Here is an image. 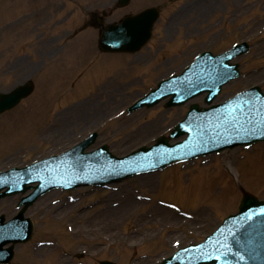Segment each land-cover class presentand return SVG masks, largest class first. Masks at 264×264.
Here are the masks:
<instances>
[{"label": "rangeland", "instance_id": "374dc122", "mask_svg": "<svg viewBox=\"0 0 264 264\" xmlns=\"http://www.w3.org/2000/svg\"><path fill=\"white\" fill-rule=\"evenodd\" d=\"M49 1L0 0V91L28 79L35 83L31 96L0 115V170L61 153L93 132L96 139L86 151L107 144L118 156L149 146L160 135L168 136L191 103L206 105L205 93L178 106L165 107L162 101L131 113L126 108L159 79L179 73L202 50L221 52L242 40L251 44L235 60L241 74L223 87L214 102L253 85L264 90V0H216L212 8L194 11L187 8L193 0H133L118 13L156 5L161 7V20L152 39L132 57L102 54L97 29L80 32L89 8L65 4L56 13L61 0ZM82 1L93 8L102 0L93 6L94 0ZM180 11L183 14L174 21ZM23 13L31 14L27 21L20 17ZM62 16V20L68 17L66 25L49 28ZM67 31L77 35L69 40ZM60 44H66L65 49ZM105 106L108 111L97 116V124L86 128L77 124L84 109ZM117 111L123 113L112 119ZM156 118L158 131L149 137L141 134ZM67 123L73 136L55 140L57 129ZM240 186L264 200V142L104 186L51 189L26 211L34 230L21 264H99L101 260L159 264L177 247L202 240L223 217L236 212ZM20 196L1 199L0 215L13 216ZM44 196L48 203L42 201ZM169 202L178 209L165 205ZM122 203L124 210L113 211ZM106 216L112 217L106 220Z\"/></svg>", "mask_w": 264, "mask_h": 264}, {"label": "water", "instance_id": "95a60500", "mask_svg": "<svg viewBox=\"0 0 264 264\" xmlns=\"http://www.w3.org/2000/svg\"><path fill=\"white\" fill-rule=\"evenodd\" d=\"M139 19V17H138ZM125 32V33H124ZM130 32V33H129ZM134 29H131L130 31H127L125 28L121 27H114L110 26L107 30L104 31L102 35L103 43L102 47L109 49V50H130L133 51L135 48H139L142 43L138 42L135 47H132L130 44H128V41L126 38H129L131 34H133ZM148 34L144 37L147 38ZM18 92L16 94L15 91L13 94L9 95L10 97L5 98L2 101V106L0 109L7 108L15 103V101L23 95L22 90H17ZM162 87H159V89L155 90L154 92L150 93L148 96L149 99H151V103L157 101L159 98L167 95L168 93H172V102H178V97L175 95L178 94V91H169V92H163ZM170 101V102H171ZM255 140V138L253 139ZM167 142L166 140H164ZM231 145V144H230ZM27 170H21L20 173H23V176H20V173L15 176V179H19V184H13L12 179H7V181H0V189L3 187H8L7 191L3 193L9 194V193H15L19 190H23L26 187V184L32 180H40V185L37 187V190L34 192V194L31 195L30 198L39 195L41 192L45 191L47 188L51 187L54 183L50 182L46 185L44 179L42 177H33V179H29V173L26 172ZM14 178V177H13ZM56 182V181H54ZM264 204L262 201L258 200L256 197L244 193V197L242 199V202L240 204V212L239 215H244V219H247L249 216H247L249 211L254 210L253 214L250 215V217L257 216L258 221L256 224L250 223L249 227L250 229L247 231L248 233V239L245 240L246 245V254L249 257V259L254 261L255 263H262L264 262ZM262 207L260 210H256ZM256 210V211H255ZM256 218V219H257ZM248 222H246L247 224ZM188 256V255H187ZM187 259H184L183 262H187ZM209 260H200L197 261L194 264H205ZM211 262V261H210ZM213 264H220L216 257H212Z\"/></svg>", "mask_w": 264, "mask_h": 264}, {"label": "bare ground", "instance_id": "6f19581e", "mask_svg": "<svg viewBox=\"0 0 264 264\" xmlns=\"http://www.w3.org/2000/svg\"><path fill=\"white\" fill-rule=\"evenodd\" d=\"M108 108L109 107L105 106V107H95V108L84 109L81 113L83 115V119L81 121H79L77 124L80 125L83 123L82 124L83 128L97 124L99 122V119L97 118V116L101 113H106L108 111ZM115 115H118V111L116 112ZM115 117H113L112 119H114ZM159 119H160V117H159ZM159 119L156 118L154 120L153 124H151V123L149 124V125H152L151 127L148 126L144 131H142L140 133L141 134H147V136H148L150 134H153L154 132H157L158 126H159ZM70 125H71V123H67L65 126L59 127L57 129V137L55 138V140L62 139V138H66V139L71 138L73 135L70 136V132H69V126ZM141 134L139 135L140 138H148L149 137V136L146 137L145 135H141ZM149 175H151V174H149ZM43 200L46 203H48V196H44L42 198V201ZM126 203H128V202H126ZM126 203H122L120 205V207H116L113 211H115L117 213V212L124 210L126 207ZM110 217H112V216H106L105 219L108 220Z\"/></svg>", "mask_w": 264, "mask_h": 264}]
</instances>
